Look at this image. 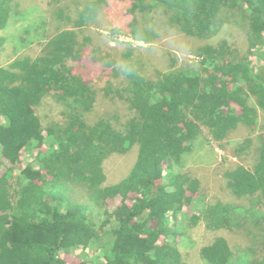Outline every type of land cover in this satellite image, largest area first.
I'll list each match as a JSON object with an SVG mask.
<instances>
[{"label":"trees","instance_id":"trees-1","mask_svg":"<svg viewBox=\"0 0 264 264\" xmlns=\"http://www.w3.org/2000/svg\"><path fill=\"white\" fill-rule=\"evenodd\" d=\"M65 1L50 0L57 6L48 11L56 24L46 31L25 28L28 35L17 41L20 51L38 39L42 54L0 65V264H65L63 253L76 252L82 259L74 264H191L178 243L199 220L210 230L243 233L250 244L232 250L217 236L200 248L209 264H242L240 251L246 257L252 253L247 264H264V132L232 147L253 169L238 163L223 172L227 190L246 204L205 203L199 180L177 169L205 129L221 142L240 124L255 129L261 123L264 0H132L128 31L134 38L149 16L153 35L138 40L150 43L175 29L199 39L194 43L200 61L184 65L174 59L167 71L146 74L130 46L122 54L138 66V75L130 78L105 62L110 53L89 51V41L76 36L77 27L93 21L83 18L92 3L70 0L82 16L77 20ZM97 2L103 9L106 1ZM18 3L0 0V26L19 16ZM226 25L246 35L244 54L224 38ZM6 41L4 36V47ZM88 61L102 63L106 84L98 88L85 75ZM99 91L125 111L96 107ZM43 101L56 109L44 121L35 109ZM134 145L137 157L129 173L106 185L104 159ZM23 152L33 160L16 178ZM116 198L120 202L110 206ZM195 203L198 215L189 217L184 206Z\"/></svg>","mask_w":264,"mask_h":264},{"label":"rangeland","instance_id":"rangeland-1","mask_svg":"<svg viewBox=\"0 0 264 264\" xmlns=\"http://www.w3.org/2000/svg\"><path fill=\"white\" fill-rule=\"evenodd\" d=\"M87 1V4L93 2V0ZM105 1L106 2L103 4L102 12L107 22L109 24L118 26L122 30L120 34H130V31H128V26L132 20V15L129 13L128 9L131 6L132 0ZM18 2L19 3L16 11L19 13V16L15 20L11 19L12 21L9 22L10 25L8 24V27L4 28L0 26V35L3 36L2 41H0V65L2 66L8 64L10 61L20 55H28L31 58H35L43 53L44 46L42 44L36 45L38 39H35L32 44L26 48H21L20 51L23 54H18L20 53V51H18L20 44L18 46L17 41L20 42L21 35H28L25 33V28L31 27L32 31L35 30V28L46 31L48 27H52L53 24H56L54 23L55 20L51 19L53 15H50V17L48 11H52L54 7L57 6L53 5L50 0H18ZM65 3L72 8V19L78 20V16L82 18L81 14L78 15L76 13V10H79L77 9L78 6H75L76 9L74 10L70 0H66ZM34 8L43 9L46 13V18L33 17V22L29 23L27 19V13L30 9ZM37 19H39V23L35 22ZM64 26H69V23L64 21ZM76 30H78V34L76 33V36H80L82 40L86 39L89 41V43H86L87 50L90 51L93 47L98 48V52H100L102 56L108 53H110L111 56H120L130 47L123 42H117L113 45H108L107 41H105L102 44L100 33L94 26V21L88 22L83 26L80 25L76 28ZM221 32L224 38L228 39V42L232 47L239 49L241 54L246 52L248 42L246 35L241 29L235 25H226L221 29ZM37 33H39V30ZM10 34H14V36H11ZM4 36L7 37L5 47ZM196 40L199 39L182 34L175 29H170L165 31L163 34L159 33V35L156 36V38L150 43L144 42L142 45L135 47L131 46V48L134 50L133 54H136V57L141 56L146 74H153L156 70L167 71L170 67V64L172 63V60L174 59H176L178 64L185 65L198 63L200 59L198 60L195 52V49L198 46L194 43ZM92 41L95 44H93ZM212 42H215L214 38L212 39ZM24 44L26 45V43H23L22 45ZM87 65L90 67V70L87 69L85 75H88L92 78V82L96 85V87L99 88L106 84V77H104L102 63L98 62L93 63L92 65V62L88 61ZM252 65L255 67L259 65L256 57L252 59ZM119 82V78L114 81V83ZM107 97L108 96L104 97L103 92L99 91L96 107H104L105 110L117 109V112L125 111L124 107L119 106V102L117 104H111ZM101 104L105 106H98ZM35 109L43 121L48 120L50 115L56 114V109L51 107L48 101H43L42 104L36 106ZM259 112L260 119H258V122L261 123H259L255 129H250L247 127V125L240 124L237 126L238 128L230 132L228 138H226L227 140L225 139L221 142L213 140L205 129L203 135L197 138L193 143V149L191 152L184 154V165L181 168L177 166V169L189 172L192 174V177L199 180V190L203 192L201 195L203 196L205 203H214L216 200H227L233 201L234 203L246 204L243 199H237L229 189L227 190L223 172L227 167L232 168L238 163L245 165L249 169H253V167L248 166L246 162L248 160H243L233 153L232 147L238 141H241L245 138L254 139L258 134L264 132V128L262 127L264 122V111L259 109ZM221 143L223 147H220ZM137 147L138 146L134 145L126 154L118 155L117 153H114L104 159L103 169L106 174V185L119 182L129 173L137 157ZM32 156L33 155L31 153L29 154L23 152L22 159L19 163L20 166L14 170L16 178L23 177L21 176L19 169L24 167L26 163L32 161ZM33 163L36 165V162ZM1 172L2 169L0 168V173ZM79 200L84 201V198L80 197ZM193 201L196 202V199L194 198ZM119 202L120 198H116L114 201H110L109 205L114 206ZM196 206V203L194 205L190 204L189 206L185 205L183 211L184 213H187L189 217L192 215H198V211L195 209ZM253 215L258 217L256 213H253ZM261 227L264 228V226ZM217 236L226 238L231 249L232 247H234V249H245L249 248L250 246L243 233L229 232L226 229L218 231L210 230L206 228L203 220H199L196 224L188 227L186 233L179 240L178 248L181 250L183 258L186 259V261H189L191 264H209L200 256V248L205 244L207 245L211 243ZM91 253H89V257L91 256ZM92 254H96L98 256L99 252L94 251ZM236 254L238 253L236 252ZM240 256V258L244 261L242 264H247L246 259L249 257L251 259L252 253H250L249 257H246V255L240 251ZM61 258L65 259V264H74V262L80 261L82 259L81 257L79 258L77 256V252L74 253V255H64L63 253Z\"/></svg>","mask_w":264,"mask_h":264},{"label":"clouds","instance_id":"clouds-1","mask_svg":"<svg viewBox=\"0 0 264 264\" xmlns=\"http://www.w3.org/2000/svg\"><path fill=\"white\" fill-rule=\"evenodd\" d=\"M33 17L46 18V13L43 9H30L27 13L29 23L33 22ZM83 18L85 20L91 18L94 21V26L100 33L102 44L107 41V44L111 45L119 41V34L122 30L118 26L107 22L102 12V6L97 0H93L91 6L84 10ZM35 22L39 23L40 21L37 19ZM154 27L155 25L151 18L144 16L137 29V38L150 39L153 35ZM10 35L14 36V34ZM105 62L109 63L121 78H130L138 75V66L133 57L125 55L108 56L105 58Z\"/></svg>","mask_w":264,"mask_h":264},{"label":"built area","instance_id":"built-area-1","mask_svg":"<svg viewBox=\"0 0 264 264\" xmlns=\"http://www.w3.org/2000/svg\"><path fill=\"white\" fill-rule=\"evenodd\" d=\"M118 42H123L129 46H138L142 45V41L134 38L131 34H119V41ZM113 45V44H111Z\"/></svg>","mask_w":264,"mask_h":264}]
</instances>
